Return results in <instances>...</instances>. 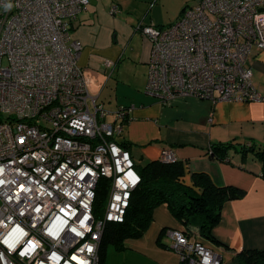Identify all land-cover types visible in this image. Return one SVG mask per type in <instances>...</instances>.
Segmentation results:
<instances>
[{
	"label": "built area",
	"instance_id": "1",
	"mask_svg": "<svg viewBox=\"0 0 264 264\" xmlns=\"http://www.w3.org/2000/svg\"><path fill=\"white\" fill-rule=\"evenodd\" d=\"M91 0H0V264H100L107 222H123L140 185L131 153L112 140L130 109L108 112L88 88L72 25ZM111 12H119L113 4ZM151 41L146 93L263 102L247 67L264 50V0H200L167 27L138 25ZM110 75L115 60H106ZM176 161L172 150L163 153ZM101 177L112 181L94 215ZM186 264H223L195 237L171 230Z\"/></svg>",
	"mask_w": 264,
	"mask_h": 264
},
{
	"label": "crops",
	"instance_id": "2",
	"mask_svg": "<svg viewBox=\"0 0 264 264\" xmlns=\"http://www.w3.org/2000/svg\"><path fill=\"white\" fill-rule=\"evenodd\" d=\"M159 2L161 0L143 1L144 5L151 4L143 19H133L131 14H124L127 25L133 28V23L137 24L130 40L124 23L116 20L105 33L104 40H100V36L91 31L97 15L90 8L78 16L72 25L71 36L83 45L80 64L90 93L98 96V103L109 113L106 122H115V113L120 109H130L127 114L129 121L119 139L130 144L129 152L136 165L160 160L165 151L172 150L178 161L185 165L188 182L196 174H205L218 187L233 186L246 191L243 198L226 202L219 225L210 236L199 238L221 255L223 264H240L238 255L241 251H264V178L261 164L252 155L243 161L234 149L229 151L227 161H220L208 153L214 145L227 143L244 145L254 142L264 149V101L215 103L179 98L165 106L146 93L151 41L138 31V25L167 27L161 25V18L156 15L147 21L149 13L160 8L155 4ZM84 32L89 33L93 43H88ZM136 40L138 45L134 43ZM109 59L118 61L112 75L105 66ZM247 67L253 72L255 89L264 96V50H254ZM165 229L167 232L162 234ZM174 229L196 231L187 218L177 220L166 206L159 207L148 233L127 243L125 251L131 253L123 264H186L172 248L169 231Z\"/></svg>",
	"mask_w": 264,
	"mask_h": 264
},
{
	"label": "trees",
	"instance_id": "3",
	"mask_svg": "<svg viewBox=\"0 0 264 264\" xmlns=\"http://www.w3.org/2000/svg\"><path fill=\"white\" fill-rule=\"evenodd\" d=\"M186 9L182 11L181 16ZM128 121L125 120L123 124V133L112 140L130 151V144L119 139L123 136ZM232 149L240 153L243 161L252 155L255 161L261 164V174L264 178V149L257 147L254 142H247L244 145L216 144L208 154L220 161H227L228 153ZM135 167L141 177V183L131 195L123 222L106 223L99 248L100 264H105L109 246H113L118 251H125L130 240L143 238L151 228L155 211L161 206H166L175 219L181 220V217H185L196 227V231L195 229L174 230L201 241L200 239L210 236L221 222L225 203L246 195L243 189L216 186L205 174H196L192 181L188 182L185 179L186 167L177 157L173 163L160 159L146 165L135 163ZM111 187L112 181L101 177L96 187L94 203V215L97 218H103L105 214ZM165 232L166 229L162 234ZM159 243H161V235ZM238 259L240 264H264V251L243 250L239 253Z\"/></svg>",
	"mask_w": 264,
	"mask_h": 264
},
{
	"label": "rangeland",
	"instance_id": "4",
	"mask_svg": "<svg viewBox=\"0 0 264 264\" xmlns=\"http://www.w3.org/2000/svg\"><path fill=\"white\" fill-rule=\"evenodd\" d=\"M119 5L122 7L117 15L111 12L112 3ZM144 0H91L92 5L89 6L90 11L97 15V19L95 20V27L91 29L94 35H99L100 40H104L105 33L109 30V28L113 25V20H116L119 23H124V27L126 29V36L130 40L132 32L136 31V22L133 23V28H131L126 20L125 15L131 14L133 19L141 18L143 19L146 15L148 9L151 7L150 3H143ZM153 1V0H152ZM199 0H161L157 4L160 7L158 10H152L149 13L150 20L154 15L161 18V25L168 26L172 23H175L181 16L182 11L185 8L195 6ZM154 4V5H155ZM89 11V10H88ZM2 12V8L0 7V13ZM125 14V15H124ZM126 24V25H125ZM84 36L88 43H93L90 39L89 33L84 32ZM138 40L134 41L135 45H138ZM118 65V61H116ZM111 119H113V115L111 114ZM128 253L127 251H118L113 246H109L107 250L106 262L107 264H123V261L126 259Z\"/></svg>",
	"mask_w": 264,
	"mask_h": 264
}]
</instances>
